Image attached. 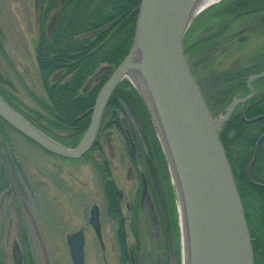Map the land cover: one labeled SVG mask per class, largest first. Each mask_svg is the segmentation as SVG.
Instances as JSON below:
<instances>
[{
	"label": "rangeland",
	"instance_id": "obj_1",
	"mask_svg": "<svg viewBox=\"0 0 264 264\" xmlns=\"http://www.w3.org/2000/svg\"><path fill=\"white\" fill-rule=\"evenodd\" d=\"M213 5L204 9L205 11L194 20L186 34L185 47L197 40L207 42L209 39L211 44L221 42L223 37L216 36L219 25L227 22L230 17H225L224 14L230 10H233L234 12L231 13L235 15L241 13L238 7L233 9L228 3ZM232 16L234 19L227 23L230 29L245 28L251 24L257 25L258 29H264L263 9L256 11L253 8L252 15L245 13L238 17ZM207 25H210L209 31L206 30ZM37 37V0H0V41L6 55L5 57L0 51V86L6 92L11 93L14 100L16 99L15 103L18 104V101L19 107L27 115L36 117V113H41L48 117L49 113L44 107V104L48 102V96L39 72L35 52ZM263 47L264 37L257 36L237 47L240 51L239 55L235 53L234 56H223L222 48L217 46L213 51L209 50L212 57L203 61L221 70H227L235 65L239 68V65L243 64L248 66L247 69H251L258 62L253 60L251 62L250 58ZM198 59L200 58L194 56L189 61L193 63ZM201 85L205 86V83L202 82ZM127 116L120 113L119 118L126 121L134 137L138 165H134L130 158L125 135L115 126L103 129L99 139L100 149L91 150L85 158L79 161H70L46 152L9 125H2V131L5 132L9 144L23 161L39 199L37 204L34 200H30L25 206L27 220V228H25L21 216L17 215L13 209L11 215L2 221L7 202V196L5 197L0 206V264H16L12 256L15 241L22 244L23 249L28 253L27 259L31 260L30 257H33L34 264H74L67 236L80 229L85 233V264H121L117 225L107 213L103 173L98 166L105 160L109 161L112 175L122 193L123 213L126 217L128 233L127 241L130 245L138 244V264L178 263L165 183H160V202L153 198L150 191L142 195L140 175L147 177V169L140 157L143 154L154 166L156 159L137 119L129 113ZM220 116L216 119H220ZM42 124L47 123L43 120ZM168 169L175 196L180 232L179 258L183 264L179 200L169 163ZM0 176L4 178L1 148ZM157 179H160V173L157 174ZM160 180H163V177ZM137 204H139L138 217H135ZM93 205H98L100 208L102 240L97 237L94 228L89 223ZM136 219H138V240L132 228ZM25 229H28L30 238L24 237Z\"/></svg>",
	"mask_w": 264,
	"mask_h": 264
},
{
	"label": "trees",
	"instance_id": "obj_2",
	"mask_svg": "<svg viewBox=\"0 0 264 264\" xmlns=\"http://www.w3.org/2000/svg\"><path fill=\"white\" fill-rule=\"evenodd\" d=\"M231 1L229 6L233 9L238 7L241 13L253 8L256 11L264 10V0ZM140 3L141 0H37L38 37L35 52L48 96L44 107L49 116L36 113V117H31L19 107L18 101V104L15 103L16 99L14 100L11 93L1 86L0 94L17 111L54 139L69 147L77 146L88 129L96 97L108 74L95 83L91 82V78L103 68L110 67L115 70L130 52L134 45ZM209 49L214 50L215 44L209 45ZM209 49L206 40H197L185 47V52L188 60L194 56L200 58L193 63L189 61L191 69L212 114L219 117L233 99L242 98L249 93L247 77L251 73L253 75L262 72L264 61L255 63L251 72L244 64L239 65V68L235 65L221 70L212 64L204 63L203 60L212 57V54L206 55ZM0 51L6 57L1 41ZM202 82L205 86L201 85ZM263 84L264 79L253 83L257 93L246 107L245 115L249 119L264 115ZM241 109L239 106L224 124L220 130V138L235 176L247 220L252 195V244L255 264H264V188L251 185L247 176L255 144L264 133V119L247 123L242 118ZM120 113L126 116L129 113L137 119L155 156V166L143 154L140 160L147 169L149 191L158 202L161 198L160 183H165L173 241L178 255L177 264H181L180 232L168 163L147 106L137 89L127 79L118 86L105 111V121L109 122L108 125H115L125 135V121L119 118ZM43 120L46 125L42 124ZM3 124L8 125L0 117V134L6 141L7 137L2 131ZM97 149H100L98 140L92 151ZM98 166L103 173L107 213L117 225L120 263L138 264V244L130 245L127 241L126 217L116 181L106 160ZM159 173L160 179L163 177V180L157 179ZM251 176L255 182L264 184V139L257 160L252 166ZM3 183V177L0 176V184ZM138 210L139 204L135 209V217H138ZM137 226L138 219L132 226L133 234L138 240Z\"/></svg>",
	"mask_w": 264,
	"mask_h": 264
},
{
	"label": "water",
	"instance_id": "obj_3",
	"mask_svg": "<svg viewBox=\"0 0 264 264\" xmlns=\"http://www.w3.org/2000/svg\"><path fill=\"white\" fill-rule=\"evenodd\" d=\"M199 1L141 0L134 45L98 92L90 124L76 147H67L49 136L18 112L1 94L0 117L46 151L66 159H80L95 145L109 99L120 83L129 79L128 74L136 72L145 84L154 110L146 95L129 80L143 97L167 160L173 164L176 172L185 211L187 264H255L246 213L220 138V130L238 105H242L245 122L264 119V115L252 119L245 116L247 103L256 95L252 83L264 78V71L248 78V96L235 98L224 116L219 120L215 118L192 73L184 49L185 35L199 13ZM109 72L111 68H104L91 81L95 82ZM263 139L264 133L255 144L253 158L247 169L249 182L261 188H264V184L252 179L251 169ZM164 140L169 152L164 148ZM131 144L135 148L132 138ZM9 151L22 179L30 186L14 149L10 148ZM6 169L13 187L8 165ZM178 186L176 189L179 196ZM146 192L147 184L143 177V195ZM90 224L102 240L98 205L91 209ZM67 243L73 263L85 264L84 231L69 234ZM13 256L20 264L22 253L18 243L14 244ZM132 262H135L134 257Z\"/></svg>",
	"mask_w": 264,
	"mask_h": 264
},
{
	"label": "flooded vegetation",
	"instance_id": "obj_4",
	"mask_svg": "<svg viewBox=\"0 0 264 264\" xmlns=\"http://www.w3.org/2000/svg\"><path fill=\"white\" fill-rule=\"evenodd\" d=\"M226 1H228V0H226ZM226 1H224L223 3L230 2V1H228V2H226ZM245 13H249V14L252 15V10L242 12V13H240V15L241 14H245ZM224 15H225V17L226 16L227 17L230 16V17L228 18L227 22H224L223 24L219 25L220 28L217 31V36L223 37L222 41H221L222 43L221 42L215 43V48L217 46L222 48V52H223L222 55L223 56L230 57L231 55L234 56L235 53L239 55L240 51L237 49V47H240L242 44L247 42L249 39L256 38L257 36L259 38L260 37H264V29H258L257 25H255V24H253V25L251 24V25H249L248 27H245V28H239V29L232 28V29H230V27H229V25L227 23H228L229 20L231 21V20L234 19L233 16H232V13L231 12H226ZM234 16L237 17L236 15H234ZM209 27H210V25L206 26V30L207 31H209V29H210ZM210 41L211 40H209V39L207 40L208 49H209V45L211 44ZM225 49H226V53H225ZM210 54H212L211 51H208L206 53V55H210ZM254 54L255 55H253L250 58L251 62H252V60L253 61H257V62L264 61V47L262 48V50H260L259 52L254 53ZM251 71H252V67L250 69V72ZM251 75H252V73H251ZM105 120L106 119H105V114H104V117H103V120H102V124H101V127H100V131H99V134H98L99 145H100V140L99 139L102 136L103 129L107 128L108 126H115V125H111V124L108 125L109 122L105 121ZM125 127H126V129H125V137H126L127 142H128V149L130 150L129 155H130L131 160H133L132 162L134 163V165H137L136 143L134 142L133 135L131 134V132L128 129V125H127L126 121H125ZM131 138H132V141L135 144V148H132ZM3 147L5 148V150H2V146L0 145L2 158H3V163H4V178H3L4 179V183L2 185L0 184V206L3 204L4 199H5L6 196H7V202L5 204V209H4V212H3L2 221L7 219L8 216L11 215L12 209H13V210L16 211L17 215L21 216L22 220L25 223V228H27L26 227L27 220H26V217H25L26 216V210H25L26 207L25 206L27 205L28 201H30V200L31 201L34 200V202H36V204H37L39 198H38V196L36 194V188L31 183V180L29 178V175H28V173L26 171V168L24 166V163H23L22 159L20 157H18L19 160L22 163V166L24 168L26 176L28 177V180L30 182V186H28L23 181V179L21 177V174L18 171V169H17V167H16V165H15L13 159H12V156H11L10 151H9L11 145L7 141L5 142V140H4L3 141ZM89 153H87L86 155H84L80 159H76V160L67 159V160L79 161V160L85 158ZM6 162H7V164H6ZM6 165H8V167H9V172H10V175H11V177L13 179V182H14V186L13 187L11 186V183H10V180H9V177H8V174H7ZM111 173H112V171H111ZM143 177H145V179H146L147 191H149L147 177L144 176V175H140L142 195H143ZM17 180H19V182H17ZM103 189H104V183H103ZM119 192H120V197H121V200H122V193H121L120 189H119ZM251 194H252V192H251ZM104 197H105V190H104ZM248 220H249V226H250L251 237H252V195H251L250 203H249ZM24 231H25V232H23L24 237L30 238V233H29L28 229H25ZM15 243H18V245H19V247L21 249V253H22V259H21L20 264H34L33 260H32L33 259L32 256L30 257L31 260L27 259L28 258V256H27L28 253L23 249L22 244L19 243L18 241H15L14 244ZM29 243L31 245L30 241H29ZM14 244H13V248H14ZM31 253H32V250H31ZM12 256H13V252H12ZM13 260H14V262L16 264H18L16 262V260L14 259V256H13Z\"/></svg>",
	"mask_w": 264,
	"mask_h": 264
},
{
	"label": "bare ground",
	"instance_id": "obj_5",
	"mask_svg": "<svg viewBox=\"0 0 264 264\" xmlns=\"http://www.w3.org/2000/svg\"><path fill=\"white\" fill-rule=\"evenodd\" d=\"M218 1L220 0H200L197 4V13L202 11L203 9L207 8L208 6H211L212 4H215L217 3ZM136 58L138 59V55L136 56ZM127 78H129L130 80H132L136 85L137 87L141 90V92L146 95V98L148 99V102L150 104V107L151 109L153 108V104L151 102V99L149 98V96L147 95L146 93V87H145V84L142 83L141 81V78L139 77V75L132 71L128 74ZM154 110V108H153ZM156 118V117H155ZM161 127H159V132H160V135H161V138H162V141H163V134H161ZM164 145H165V150L167 152L168 149H167V145H166V142L164 140ZM170 164V163H169ZM170 169H171V172H172V176H173V181L174 183L176 184V186H178V180H177V176H176V172H175V169L173 167V164H170ZM178 192H179V215H180V225L182 227V235H183V239H182V245H183V248H182V254H183V264H187V261H188V247H187V238H186V222H185V211H184V204H183V201L181 199V196H180V190H179V186H178Z\"/></svg>",
	"mask_w": 264,
	"mask_h": 264
}]
</instances>
